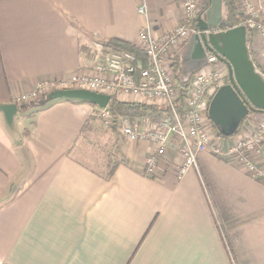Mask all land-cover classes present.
Here are the masks:
<instances>
[{"label":"crops","instance_id":"1","mask_svg":"<svg viewBox=\"0 0 264 264\" xmlns=\"http://www.w3.org/2000/svg\"><path fill=\"white\" fill-rule=\"evenodd\" d=\"M221 3L199 1L174 76L198 70L197 20L216 27ZM182 18L178 0H0V264H264V185L243 171L202 152L180 182L175 167L149 178L150 146L102 128L95 106L61 99L19 112L27 105L15 103L42 81L88 72L96 45L135 46L147 26L157 38ZM259 49L252 40L254 63Z\"/></svg>","mask_w":264,"mask_h":264},{"label":"built area","instance_id":"2","mask_svg":"<svg viewBox=\"0 0 264 264\" xmlns=\"http://www.w3.org/2000/svg\"><path fill=\"white\" fill-rule=\"evenodd\" d=\"M178 1L183 18L173 30L157 38L148 26L140 31L135 47L142 57L127 51L115 52L98 44L94 51L95 64L88 72L74 74L66 80L42 81L33 92L16 98L15 103L29 105L57 90H86L122 103L131 100L133 104L152 106L164 113L156 121L144 119V128L137 120L128 118L120 117L117 123V130L127 143L150 146L143 163L145 176L153 178L159 171L175 167V179L180 182L190 170L198 169V154L208 152L264 185V114L253 113L233 138H221L211 131L210 102L215 92L229 84L228 66L220 56L206 53L205 65L192 75L180 102L183 91L174 82L175 56L193 33L190 25L199 12L200 0ZM201 1L205 4L206 0ZM255 2L240 0L238 12L243 17L241 26L259 43L257 63H253L264 73V9L256 7ZM138 13L146 15L147 10L142 6ZM93 116L105 128L113 125L108 106L96 107ZM169 150L174 156L168 166L163 158Z\"/></svg>","mask_w":264,"mask_h":264},{"label":"water","instance_id":"3","mask_svg":"<svg viewBox=\"0 0 264 264\" xmlns=\"http://www.w3.org/2000/svg\"><path fill=\"white\" fill-rule=\"evenodd\" d=\"M197 23L199 35L194 36L196 41L189 54L194 69L205 65L209 52L220 56L229 70V84L215 92L210 102L212 121L226 130L228 124H237L248 113L264 114V76L253 63L246 28L238 26L223 32H210L201 20ZM61 99L87 102L100 109L111 101L110 97L86 90H57L48 95L49 101Z\"/></svg>","mask_w":264,"mask_h":264},{"label":"trees","instance_id":"4","mask_svg":"<svg viewBox=\"0 0 264 264\" xmlns=\"http://www.w3.org/2000/svg\"><path fill=\"white\" fill-rule=\"evenodd\" d=\"M222 1V16L218 25L216 27L208 28L210 32H223L230 30L232 28L241 26L243 23V18L241 14L238 12L239 6H240V0H221ZM193 24L196 26V21L193 22ZM252 38L248 36V44L249 47H251ZM102 46H106L110 48L112 51L115 52H131L135 54L137 57H142V53L140 50H138L135 46L130 43H125L118 40H108L105 43L102 44ZM175 84L177 86H180L182 88V95L180 97V102L183 100L184 93H186V89L188 87V80H182V78L179 77V75L175 76ZM81 102V101H79ZM49 103L48 96L42 98L38 102L32 103L27 105L26 107L20 108L19 112L26 111L28 109H38L46 106ZM108 110L111 113V117L113 119V125L111 126V129L113 131L117 130V121L118 117L121 118H128L130 121L136 120H143V119H150L152 121L158 120L162 114L164 113V110L157 109L152 106H143L133 103H122L118 102L115 99H111L110 103L108 104ZM250 113L245 115L237 124L235 127L229 131V130H222V128L214 123L212 119L209 116V119L211 121L212 127L218 131V134L223 137H231L238 133L239 127L242 125L244 120L249 116ZM114 170V167H112L109 172L107 173V177L112 175V172ZM212 216L213 221L217 227V232H219L222 239H225V235L221 226V222L216 215L214 208H212Z\"/></svg>","mask_w":264,"mask_h":264},{"label":"rangeland","instance_id":"5","mask_svg":"<svg viewBox=\"0 0 264 264\" xmlns=\"http://www.w3.org/2000/svg\"><path fill=\"white\" fill-rule=\"evenodd\" d=\"M243 18V17H242ZM94 117V116H93ZM120 117H118V119H119ZM99 122H97L102 128H104V129H109V128H105L104 126H103V124L102 123H100L101 121L99 120V119H97ZM255 120H256V117H255ZM135 121H136V119H135ZM139 120H137V122H138ZM117 123H118V121H117ZM211 125V131H213V132H215L217 135H219L218 134V131L217 130H215L213 127H212V124H210ZM235 125H236V123H230L229 124V131H231L234 127H235ZM117 126V125H116ZM238 134V133H237ZM236 134V135H237ZM236 135H234V136H231L232 138L233 137H235ZM220 136V135H219ZM221 137V136H220ZM221 138H223V137H221Z\"/></svg>","mask_w":264,"mask_h":264},{"label":"flooded vegetation","instance_id":"6","mask_svg":"<svg viewBox=\"0 0 264 264\" xmlns=\"http://www.w3.org/2000/svg\"><path fill=\"white\" fill-rule=\"evenodd\" d=\"M249 112V111H248ZM230 121V120H229Z\"/></svg>","mask_w":264,"mask_h":264}]
</instances>
